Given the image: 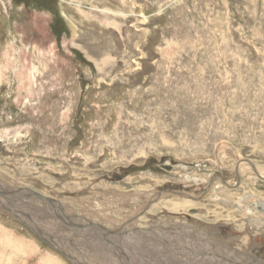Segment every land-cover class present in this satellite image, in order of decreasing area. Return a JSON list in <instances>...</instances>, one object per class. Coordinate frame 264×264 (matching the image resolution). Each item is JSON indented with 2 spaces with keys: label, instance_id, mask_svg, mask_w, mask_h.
<instances>
[{
  "label": "rangeland",
  "instance_id": "rangeland-1",
  "mask_svg": "<svg viewBox=\"0 0 264 264\" xmlns=\"http://www.w3.org/2000/svg\"><path fill=\"white\" fill-rule=\"evenodd\" d=\"M263 176L264 0H0V183L61 200L108 228L141 214L172 222L170 235L203 236L192 211L206 214L217 196L263 215L255 208L264 204ZM165 190L207 193L147 211ZM166 201L194 207L169 213ZM33 204L45 229L64 228ZM261 221L228 225L216 244L255 230L243 251L264 263ZM80 239L96 244L97 264H120L112 251L103 258L99 241ZM143 244L149 249L130 244L136 254L124 248L129 264H181L165 258V246ZM200 256L195 264L218 262ZM0 264L71 263L0 210Z\"/></svg>",
  "mask_w": 264,
  "mask_h": 264
},
{
  "label": "bare ground",
  "instance_id": "bare-ground-1",
  "mask_svg": "<svg viewBox=\"0 0 264 264\" xmlns=\"http://www.w3.org/2000/svg\"><path fill=\"white\" fill-rule=\"evenodd\" d=\"M250 163V162H249ZM252 165V164H251ZM253 169L256 171V169H255V167L253 166ZM257 175H259L258 174V172H257ZM264 177V176H263ZM259 178V177H258ZM142 182H145V183H143V184H145V185H150V181H142ZM142 182L141 183H135V184H137V185H130V187H131V189L132 188H134V186L136 187V186H138L139 184H142ZM127 188V187H126ZM127 189H130V188H127ZM130 189V190H131ZM135 191V190H134ZM132 192V191H131ZM129 193V192H128ZM127 195V194H126ZM130 195V194H129ZM128 197V196H127ZM151 198V197H150ZM178 198V197H177ZM135 200V199H134ZM138 200V199H137ZM188 200H190L191 201V199H188ZM241 200V199H240ZM215 201H216V205H215V207H213L212 209L211 208H208V209H206V214L204 213V212H199V210L198 211H196V210H193L194 212H195V214H193V218H195L196 216H197V219L199 220V222L201 223V225H200V229H201V231H202V234H203V236H199L198 234H195L193 231H188V230H191V229H193L194 227H192V225H186V224H184V228L186 229V231L187 232H189L188 233V235L186 234L185 235V233H179V234H176V235H170L171 234V231H168L167 230V227H169L170 225H173L172 224V222H167L165 225H167V226H163V225H155V224H153L152 222H145V221H143L142 219H140V216H141V214L140 215H133L132 216V218L131 219H126L123 223L122 222H119L120 223V225L121 226H123L124 227V231H122V232H125L126 231V229H131V228H133V229H137V230H140L141 231V233L140 234H144V235H141L140 237H138L140 234H137L134 230H128V232L126 233V235L125 236H123L122 238H121V241H122V243H121V246L123 247V249L124 248H128L129 249V251L131 252V251H135V248L134 247H132V246H130V244H137V245H140V242H142V244H143V242H145L146 240H151V241H153L154 243H156L157 245H159V246H165V248H167V252L168 253H166L165 254V258L166 259H171V258H173L171 255L172 254H174L175 256L176 255H178V257H177V259H175L174 261H176L177 263H181V264H195V263H197V261L196 260H193L192 258H195V257H192L191 258V256L193 255H201V256H204V257H208V258H212V256L214 257V259H217L218 260V262H220V261H223V262H227V264L229 263V264H257V260L255 261V260H253V258H252V260L250 259L251 258V256H249V257H247L248 256V254H246V253H244V249L246 250V252L249 250H251L252 249V247H253V245H252V242H253V239L255 238V236L257 237L258 236V234L255 232V230H254V232L253 233H250L249 232V229L246 231V235H245V237L244 238H242V240H238V241H240V242H237V241H235V238H234V241H232V239H231V241H228V242H225V243H222V245H218V244H214V241H215V238H216V234L217 235H220L219 233H218V231L223 227V231L224 232H226L227 233V226L229 225H232L233 226V229L235 228V230L236 229H246V226H249V225H251V224H253V228L252 229H254V223L255 224H257V226H258V224L259 223H257V222H260L261 221V216H264V214L263 215H261V216H259V215H257V213H256V211L255 210H250V212H249V210H248V212H249V214H248V212H244V209H242V206L240 205V204H236L235 202V204L236 205H234V204H231L230 203V201H227V200H224V198L221 196H217V198L215 197ZM258 202V201H257ZM131 203V202H130ZM30 204H32V203H30ZM132 204V203H131ZM262 205L261 206H255V208L256 207H258V209L257 210H259V211H261V213H264V204L263 203H261ZM160 206V205H159ZM152 207V208H151ZM150 208V213L151 212H154L155 210L157 211L158 210V205H152ZM164 207H166L167 209H168V211H169V213L170 212H174V213H178V212H182L183 213V211H185V210H187V209H189V211H192V207H194L193 206V203H191V202H189V201H178L177 203H174V204H171L170 202H168V201H166L165 202V206ZM37 208V207H36ZM145 208H146V206H145ZM149 208V207H148ZM148 208H146L147 209V211H148ZM165 208V209H166ZM161 209V208H160ZM166 209V210H167ZM38 210V209H37ZM193 211H192V213H193ZM244 213H243V212ZM34 212V211H33ZM141 212H145V209H142V211ZM164 212V211H163ZM43 213V212H42ZM35 214V213H34ZM75 214V213H74ZM78 214V213H77ZM259 214V213H258ZM79 216H80V218H82V220L84 219L85 221V223H87V220H90V221H92V222H94L92 219H90V218H88V217H86V216H84V215H82V214H78ZM171 215V214H170ZM248 215H249V217L250 218H248L249 220H247V219H244V217H248ZM176 216V215H175ZM198 216H200V217H198ZM191 217V218H192ZM171 218V217H170ZM182 218V217H181ZM158 220V219H157ZM192 220V219H191ZM194 220V219H193ZM46 221V220H45ZM167 221H169V220H167ZM177 221V220H176ZM197 221V220H196ZM254 221V222H253ZM135 222H138L137 224H135ZM156 222V221H155ZM182 222V221H181ZM198 222V221H197ZM54 223V222H53ZM56 223V222H55ZM96 223V222H95ZM133 223V224H132ZM160 223H161V221H160ZM196 223V222H195ZM264 223V221L262 220L261 221V224H263ZM46 224V223H45ZM99 224V223H98ZM135 224V225H134ZM182 224V223H181ZM197 224V223H196ZM100 225H103V224H100ZM105 225V224H104ZM103 225V226H104ZM114 226L112 227V228H109V229H114V228H117V227H119L118 225H115V224H113ZM141 225H144L143 226V228H141ZM175 225V224H174ZM176 225H177V223H176ZM198 225V224H197ZM120 226V227H121ZM104 227H106V226H104ZM197 227H199V226H197ZM56 228V227H55ZM106 228H108V227H106ZM250 228V227H249ZM262 228V227H261ZM264 228V227H263ZM184 229V230H185ZM120 231V232H121ZM157 231H160V232H157ZM166 231V232H165ZM258 231V230H257ZM260 231V230H259ZM238 232V231H237ZM244 232V231H243ZM68 233V232H67ZM159 233L160 235H162L163 236V239L162 238H160V240H159V238L157 237V234ZM174 233V232H173ZM69 234V233H68ZM168 236H167V235ZM175 234V233H174ZM182 234V238L179 236V235H181ZM229 234V233H228ZM231 234H233L232 232H231ZM230 234V235H231ZM229 235V236H230ZM244 235V234H243ZM199 236V237H198ZM233 236V235H232ZM231 236V237H232ZM242 236V235H241ZM187 237V240H188V237H189V240L190 241H193L195 244L193 245H190V248H187V247H184V238H186ZM219 237H221V236H219ZM231 237H229V238H231ZM239 237H240V235H239ZM264 237V236H263ZM200 238V239H199ZM218 239V238H217ZM156 240V241H155ZM188 240V241H189ZM199 240H201L203 243H204V246L203 245H201V243H197L196 241H199ZM221 240V239H220ZM226 240V239H225ZM87 241V240H86ZM188 241H186V243L188 242ZM88 242V241H87ZM95 242V241H94ZM93 242V243H94ZM88 244H91V243H88ZM98 244V243H97ZM140 245L141 246V248H143L144 250L147 248L146 246H144V244L143 245ZM183 244V245H182ZM249 245V246H246V245ZM96 245V244H95ZM94 245V246H95ZM186 246L188 245V243L187 244H185ZM251 245V246H250ZM104 246V245H103ZM199 246V247H198ZM211 246H214L212 249H211ZM198 247V248H197ZM101 248H103L102 247V244H101ZM226 248H228V249H230L229 251H232V256L230 255L229 256V254L230 253H228L227 252V250H226ZM147 249H149V248H147ZM104 250H106V249H104ZM103 250V251H104ZM212 250H213V252H212ZM99 251V250H98ZM125 251V250H124ZM162 251V250H161ZM160 251V252H161ZM234 251L237 253L238 251L239 252H242L243 254L242 255H237V257H234L233 256V254H234ZM248 251V252H249ZM102 252V251H101ZM101 252H99V253H101ZM126 252V251H125ZM145 252V251H144ZM127 253V252H126ZM149 254V253H148ZM160 254H162V255H164V252H161ZM252 254V253H251ZM94 255L95 256H98V254L97 253H94ZM114 255V254H113ZM247 255V256H246ZM250 255V254H249ZM94 256V257H95ZM102 256H105V258H107V260H108V263L110 262V259H108V252H105L104 254H102ZM150 256H151V254H150ZM183 256H185V257H190L191 259H189L191 262H189V263H186V261L184 260V259H186V258H184ZM200 256V257H201ZM93 257V256H92ZM110 257V256H109ZM143 257V256H142ZM140 258V257H139ZM198 258V257H197ZM166 259H163V260H165V262H166ZM174 259V258H173ZM249 259V260H248ZM106 260V261H107ZM137 260V259H136ZM141 260V259H140ZM220 260V261H219ZM247 260H248V262H247ZM112 261V260H111ZM204 261V260H203ZM158 262V261H157ZM168 262V261H167ZM166 262V263H167ZM206 262H208V261H206ZM218 262H217V264H218ZM199 263V262H198ZM222 263V262H221ZM110 264H113L112 262H110Z\"/></svg>",
  "mask_w": 264,
  "mask_h": 264
},
{
  "label": "water",
  "instance_id": "water-1",
  "mask_svg": "<svg viewBox=\"0 0 264 264\" xmlns=\"http://www.w3.org/2000/svg\"><path fill=\"white\" fill-rule=\"evenodd\" d=\"M224 183L228 185L225 181ZM125 187L131 188L127 184H125ZM206 193L200 197H194L185 192L165 190L155 193L147 203L146 208H150L154 203L164 198L178 197L200 201L204 199ZM35 202L37 203L36 206L33 204L35 209L37 207L38 211L44 212V219H47V222H50L49 219L58 221L64 228L50 229L51 231L45 229L30 212V208H34L30 203ZM0 210L6 212L29 230L38 240L54 249L71 264H97L93 261L92 256L94 253H98L99 249L94 245L83 243L80 238L99 241L109 252L108 257L111 255L110 251H112L120 264H129L130 259L121 246V238L126 235L128 230H134L137 234L141 233L140 230L133 228L122 232L124 231L123 226L109 229L90 220L85 223L84 219L81 221L82 218L78 214L68 213L66 206L61 200L44 196L25 186H8L5 183H0ZM53 226L56 227L54 224ZM88 230H92V232H88ZM131 252L136 254V251Z\"/></svg>",
  "mask_w": 264,
  "mask_h": 264
},
{
  "label": "flooded vegetation",
  "instance_id": "flooded-vegetation-1",
  "mask_svg": "<svg viewBox=\"0 0 264 264\" xmlns=\"http://www.w3.org/2000/svg\"><path fill=\"white\" fill-rule=\"evenodd\" d=\"M263 207H264V206H263ZM257 208H258V207H257ZM193 212H194V211H193ZM194 214H195V212H194ZM222 229H223V227L219 230V234L221 233V235H217V234H216V238H215L214 244L216 243V241H217L216 239L219 238V236H223V235H222V232H223ZM255 237H256V236H255ZM253 247H254V246H253ZM252 249H253V248H252ZM252 249H251V250H252ZM255 250H256V248H255ZM262 252L264 253V250H263ZM253 254H254V253H253ZM254 255H255V254H254ZM255 257H256V256H255ZM252 258H253V257L251 256L250 259H252ZM255 261H256V259H255ZM257 264H264V263H263V262H260L259 260H257Z\"/></svg>",
  "mask_w": 264,
  "mask_h": 264
},
{
  "label": "crops",
  "instance_id": "crops-1",
  "mask_svg": "<svg viewBox=\"0 0 264 264\" xmlns=\"http://www.w3.org/2000/svg\"><path fill=\"white\" fill-rule=\"evenodd\" d=\"M224 231H225V230H224ZM224 231L222 232V235H223V236H224V233H225ZM157 232H160V231H157ZM218 233H219V231H218ZM156 234H157V233H156ZM158 235H160V234L158 233L157 236H158ZM220 235H221V233H220ZM160 238L163 239V236H162V237H159V240H160ZM163 240H164V239H163Z\"/></svg>",
  "mask_w": 264,
  "mask_h": 264
}]
</instances>
